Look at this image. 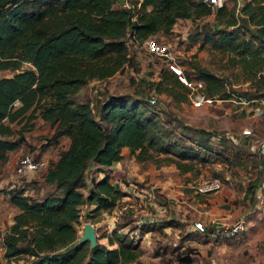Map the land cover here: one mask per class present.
Instances as JSON below:
<instances>
[{
	"label": "trees",
	"instance_id": "16d2710c",
	"mask_svg": "<svg viewBox=\"0 0 264 264\" xmlns=\"http://www.w3.org/2000/svg\"><path fill=\"white\" fill-rule=\"evenodd\" d=\"M117 1L0 0V69L15 70L0 76V162L24 142L22 130L12 125L22 119L40 116L48 121L54 127L48 144L67 138L57 156L42 166V179L55 191L43 197L24 193L23 188L8 191L18 211L2 236L6 259L27 254V264H145L139 258V241L118 228L103 233L105 242L97 237L92 249L87 239L78 240L81 205L87 204L85 215L93 218L124 194L108 173L87 179L91 167L102 171V166L124 156V147L140 160L148 157V148L162 152L180 171L191 170L196 161L206 162L207 153L231 160L228 155L218 156L220 151L206 140L195 147L178 139L140 98L111 94L98 101V118L88 100L74 98L89 80L109 77L133 62V42L140 44L149 37L162 41L155 37L157 32H170L177 19L196 20L211 13L215 27L201 25L193 39L230 53L238 78L257 87L252 93L226 89L231 80L197 62L182 60L184 66L176 72L171 60L161 56L166 66L158 71L155 90L175 101L184 100L190 86L180 75L201 81L203 93L214 97L237 93L253 98L264 85V0H243L238 10L235 3L212 10L203 0H132L115 6ZM23 62L31 65L21 67ZM175 63L179 66L176 57ZM146 222L141 232L152 229ZM215 228L205 226L202 231L229 239ZM193 258L187 255L180 260Z\"/></svg>",
	"mask_w": 264,
	"mask_h": 264
},
{
	"label": "rangeland",
	"instance_id": "374dc122",
	"mask_svg": "<svg viewBox=\"0 0 264 264\" xmlns=\"http://www.w3.org/2000/svg\"><path fill=\"white\" fill-rule=\"evenodd\" d=\"M130 1L127 0L128 4ZM225 4L231 5L234 1L227 0ZM114 5L120 6L119 1ZM205 23L215 27L214 14L196 20L179 18L170 32L159 31L155 37L175 46L180 68L184 66L182 60L195 61L231 80L226 89L252 93L257 86L238 78L239 70L231 64L230 53L215 50L200 38L193 39L194 33ZM130 53L134 56L133 62L109 77L89 80L74 98L88 100L97 118L98 101L106 100L111 94L140 98L149 112L178 139L195 147H199V141L206 140L214 150L220 151L218 156L228 155L231 160L221 161L213 153H207L209 160L196 161L191 170L180 171L173 162L163 158L162 152L148 148V157L140 160L124 147L125 154L120 160L102 166V171L91 167L87 172L89 180L108 173L124 194L112 208L101 209L93 218L86 217L88 208L81 206L76 225L78 235L86 221L94 225L100 241H107L103 233L118 228L139 241L142 249L139 258L145 264H264V206L255 207L257 197L264 201V192L259 193L264 184V154L251 149L246 136L241 134V130L248 127L254 138L264 139V115H253L248 110L258 103L256 99H264V85L254 92L255 97L247 106L226 98L196 105L193 102L196 92L204 94L200 86L193 91L191 88L184 100L175 101L155 90L158 71L166 66V60L147 53L144 41L133 42ZM30 65L23 62L21 67ZM14 71L0 69V76ZM190 81L194 84L198 80ZM12 125L22 130L24 142L9 152L6 161L0 162V264H27L30 259L27 254L10 259L3 256L2 236L14 211L8 191L23 188L24 193L43 197L55 189L42 179L44 167L18 173L15 166L23 154L44 158L48 163L66 145L67 138L61 137L56 145L48 144L54 127L40 116ZM225 133L229 137H220ZM212 176L221 179L220 186L212 191H200L199 183ZM82 189L86 193V187ZM240 216L247 219V228L230 240L203 232L194 223L201 221L211 230L223 223H232ZM144 221H148L145 224L150 225L151 230H139ZM187 255L194 257L192 262L180 260Z\"/></svg>",
	"mask_w": 264,
	"mask_h": 264
},
{
	"label": "built area",
	"instance_id": "2783aa9c",
	"mask_svg": "<svg viewBox=\"0 0 264 264\" xmlns=\"http://www.w3.org/2000/svg\"><path fill=\"white\" fill-rule=\"evenodd\" d=\"M206 2L212 10H215L217 7L223 5L226 3L227 0H203ZM235 3L236 10L239 9L240 4H242L243 0H233ZM122 5H129L127 0H124ZM144 45L146 48V51L152 55L156 56H165L167 59H170V66L176 71L180 72V67L176 65L175 63V46L172 45L169 42H162L157 40L154 37H149L144 40ZM180 78L187 83L190 86V90L192 88V91L194 89H197L199 86L201 87V81H197L196 83L192 84L190 80H187L185 77L180 75ZM196 84V85H195ZM225 97H214V96H206L205 94L196 92L193 98L194 104L198 105L201 104V102L205 103H212V101L215 100H223ZM226 99H231L237 103H241V106H247L250 104V102L253 100V98H249L246 95L243 94H237L232 93V95L226 97ZM225 100V99H224ZM258 100V103L254 106H250L248 110L253 115H264V99H256ZM14 104L18 103V100L13 101ZM241 134L248 138V146L251 147V149L256 150L258 153L264 154V139L263 138H254L253 132L250 128L245 127L241 130ZM47 162L44 158H33L30 154H23L21 155L16 163V172L18 173H24L26 171H35L40 169L42 166H44ZM221 184V179L218 176H212L203 179L197 188L200 191H212L217 189ZM264 186V184H263ZM262 186V189L260 187V192H264V187ZM260 197V196H259ZM257 197L255 202V207L260 208L261 206H264L263 199ZM195 226L200 228V230L204 229V225L201 221H195ZM247 228V219L243 216H240L232 223H223L221 225L216 226L215 231L218 232L220 235L226 238H230L233 236L238 235L242 231L246 230Z\"/></svg>",
	"mask_w": 264,
	"mask_h": 264
},
{
	"label": "water",
	"instance_id": "95a60500",
	"mask_svg": "<svg viewBox=\"0 0 264 264\" xmlns=\"http://www.w3.org/2000/svg\"><path fill=\"white\" fill-rule=\"evenodd\" d=\"M118 1L121 4L124 2V0H118ZM86 239L89 241L90 249H92L97 242V235L95 232V227L90 221H86L83 223V230L78 237L79 241Z\"/></svg>",
	"mask_w": 264,
	"mask_h": 264
},
{
	"label": "crops",
	"instance_id": "0c3cea01",
	"mask_svg": "<svg viewBox=\"0 0 264 264\" xmlns=\"http://www.w3.org/2000/svg\"><path fill=\"white\" fill-rule=\"evenodd\" d=\"M81 206H85V207H87L88 208V206H87V204L86 203H84V204H82ZM14 207V211H13V214L15 213V212H17L18 211V208H17V206L16 205H14L13 206ZM13 216V215H12ZM13 221V218H11V221H10V223ZM250 226H252V225H250ZM245 231V230H244ZM243 231V232H244ZM145 232V231H144ZM230 240V239H229ZM228 241V240H227ZM103 242H105V241H103ZM224 244H226V243H224ZM110 246H112V245H110ZM255 261H257V262H259V260H255Z\"/></svg>",
	"mask_w": 264,
	"mask_h": 264
}]
</instances>
